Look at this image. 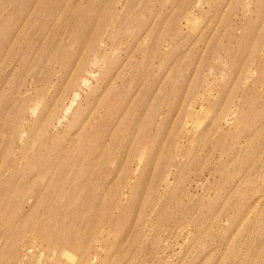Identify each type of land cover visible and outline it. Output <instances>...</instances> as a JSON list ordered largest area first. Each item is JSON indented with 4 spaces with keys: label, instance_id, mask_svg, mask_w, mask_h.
<instances>
[{
    "label": "rangeland",
    "instance_id": "rangeland-1",
    "mask_svg": "<svg viewBox=\"0 0 264 264\" xmlns=\"http://www.w3.org/2000/svg\"><path fill=\"white\" fill-rule=\"evenodd\" d=\"M0 264H264V0H0Z\"/></svg>",
    "mask_w": 264,
    "mask_h": 264
}]
</instances>
